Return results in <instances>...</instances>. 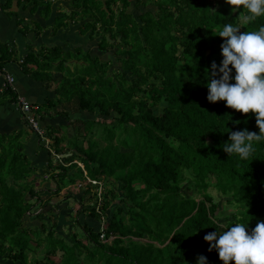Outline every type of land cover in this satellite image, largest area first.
<instances>
[{
	"label": "trees",
	"instance_id": "16d2710c",
	"mask_svg": "<svg viewBox=\"0 0 264 264\" xmlns=\"http://www.w3.org/2000/svg\"><path fill=\"white\" fill-rule=\"evenodd\" d=\"M55 1L66 6L53 15ZM21 2L41 17L32 28L17 20L24 37L32 32L38 39L48 28L54 37L76 26L80 37H99L102 55L81 45L71 49L68 42L22 49L0 38L4 79L10 75L5 67L16 63L25 78L44 83L56 96L43 108L25 99L43 138L17 108L24 127L0 135V261L197 264L204 255L207 264H223L204 236L219 229L218 220L226 226L248 222L249 231L264 221V141L253 142L246 160L226 153L227 132L259 133L255 114L209 102L206 84L212 62L223 59L224 38L217 35L223 25L254 31L264 16L245 22L247 9L226 0ZM10 8V0L0 3L1 14L13 23L18 13ZM109 50L115 57L103 62ZM11 87L3 94L17 107ZM46 117L62 124H49ZM70 129L73 143L65 136ZM31 135L37 154L28 146ZM38 152L47 155L45 165L39 161L41 170L32 165ZM210 187L229 206L222 218ZM97 188L103 191L97 194ZM87 197L94 203L88 206ZM69 220L68 227L77 229L60 233Z\"/></svg>",
	"mask_w": 264,
	"mask_h": 264
},
{
	"label": "clouds",
	"instance_id": "9594fccd",
	"mask_svg": "<svg viewBox=\"0 0 264 264\" xmlns=\"http://www.w3.org/2000/svg\"><path fill=\"white\" fill-rule=\"evenodd\" d=\"M230 5H243L248 14L245 22L264 16V0H226ZM232 23H225L217 35L221 44L222 61H215L208 73L207 99L225 101L226 106L241 113H254L259 133L243 130L229 131L223 150L246 160L254 151V141H264V24L258 30L243 31ZM231 66V67H230ZM234 72V74H233ZM234 81V82H233ZM239 123V122H237ZM219 229L204 236L209 251L215 249L223 264H264V221L248 230V222L238 221L226 226L218 220ZM200 255L197 264H207Z\"/></svg>",
	"mask_w": 264,
	"mask_h": 264
},
{
	"label": "rangeland",
	"instance_id": "374dc122",
	"mask_svg": "<svg viewBox=\"0 0 264 264\" xmlns=\"http://www.w3.org/2000/svg\"><path fill=\"white\" fill-rule=\"evenodd\" d=\"M56 6H57V8H56ZM64 6H66V4H64L63 1H59V2L55 1L53 3V7H54V10H56V11H53L52 14L55 15L56 12L62 11L64 9ZM23 17H24L23 13L20 12L18 14V18L17 19H15V18L13 19V24H12V27H11L10 32H9L10 42H16L17 44L24 43V44H28V45L33 46V47H35L38 43H41V41L49 44V46H51V45L52 46H54V45H63L65 42H68V44H70V46H71V49H73V48L81 45L83 47V49H84L85 52L88 51L92 55H95V56L102 55L101 52L97 49V43L99 41V37L98 38L97 37H93L92 39L91 38H88L86 36L85 37H80L78 35V31H77V27L76 26H70L67 30H60V31H58V33L54 37H51V36L47 35L48 31H50V28H48V27H46L48 29H45V33L42 36L40 35L41 37H39L38 39L36 38V36H37L36 33H32V32H30L29 35H27L26 37H24L23 34H22V31L20 29L21 26H19L16 23L17 20H21V19H23ZM24 20H26V21H24V23L22 25L28 24L32 28L33 27V25H32L33 24V20H36L38 22H41V17L38 16V13H37L36 15H32V17L30 19L27 20L25 18ZM48 21L51 22V18ZM43 25H44V23H43ZM113 51L114 50H109L108 53H104L105 56L102 57L101 60L103 62H106L108 60H113L114 57H115V55L113 54ZM18 66H19L18 64L14 63L13 65L8 66L7 71H8V69L11 71L12 68H18L19 69ZM71 70H73V65L72 64L70 65V71ZM14 73H15V76L16 77H19L20 76L19 70H15ZM53 74L56 75V76L63 75V73L62 74L61 73H53ZM33 82L34 83H37L35 81H33ZM39 84H43V83H39ZM35 85H38V84H35ZM43 90H45V89L43 88ZM42 93H43V91H42ZM46 96L51 97L52 99H54L56 97L55 94H54V91H50V92L44 91V93L41 95V97L42 98H45ZM55 110L60 111V106H57L56 109H53L54 112H55ZM87 117H90V116L86 115L83 118L85 119ZM66 132H67V134H65L66 137L68 135H70V136L74 135V134H72L73 131L71 129L70 130H67ZM70 136H68L67 139L68 140L70 139L71 140V143H73L75 141V138H71ZM21 137H24V136H21ZM12 139L13 138L11 137V139L9 141H11ZM9 141H8V139H6L5 142H9ZM84 146H86V145L84 144ZM41 154L44 156V159H43V163L42 164L45 165L46 164V161H47V155L45 154V152H41ZM38 164H39V159H37L35 162H32V165L33 166H38ZM40 168H41V165L39 164L38 169H40ZM32 180H33V178L30 179L29 182L32 181ZM35 185L37 186L36 187L37 190L41 189L40 186H39V181H36L35 182ZM103 187L105 188V186H103ZM93 191L94 192L96 191V193L99 194V193H101L103 191V189L97 188L96 190L94 189ZM208 193H210L213 196V198L217 201V203L219 205V214H220L221 218L223 216L227 215L228 212H230V209H229V206L227 204H225L226 201L223 198V196L214 187H210L208 189ZM85 202H87V204L89 206V205H91V204L94 203V200L92 199V197H89V198L87 197ZM71 204L74 207V210H77L78 209V207H79L78 205L73 204V203H71ZM84 205H85V203H84ZM54 212H56V210ZM75 215H76V211H74V213L70 216V219L72 217L74 218ZM49 218L52 219L51 216H49ZM53 222L54 223H57L58 221L54 219ZM66 224H67L66 226H60L59 225L60 227L58 228V231L60 233L63 232V230L65 232H67L70 229L72 230V228L74 230L77 229V228H74V227H71V228L68 227L70 224H73L70 220H69V223L66 222ZM103 226H105V225H103ZM79 233H81V232L79 231ZM64 234H66V233H63V235ZM66 239L69 240V238H66ZM110 240H108V241L110 242ZM69 242L67 241V243H69ZM31 257H33L32 256V253L29 252V259H31ZM0 263L1 264L2 263L3 264H5V263L6 264H11L9 261H3V262L0 261Z\"/></svg>",
	"mask_w": 264,
	"mask_h": 264
},
{
	"label": "crops",
	"instance_id": "0c3cea01",
	"mask_svg": "<svg viewBox=\"0 0 264 264\" xmlns=\"http://www.w3.org/2000/svg\"><path fill=\"white\" fill-rule=\"evenodd\" d=\"M6 0H0V3H4ZM19 0H10L11 2V8L9 9L10 12H17L18 14L21 12L23 13L24 17L23 19H30L32 17V14L28 9H23L24 7V3L21 2L20 4H17ZM57 8V6H56ZM53 13V12H52ZM39 14V13H38ZM36 15V14H34ZM38 21L33 20V23H37ZM12 21L10 22L9 20L7 21V18H4V16L1 14V10H0V38L2 37L3 40H9L10 42V37H9V32L10 29L12 27ZM1 38V39H2ZM43 42V41H41ZM20 45V48L24 49V43L22 44H17ZM8 67H5V71L6 73L12 75L13 77H15L16 82L14 81L13 86L11 87V89L15 90L16 94L18 96H21L23 98H25L28 102H30L31 104H36L40 107H44V105L47 104V102L49 100H51V97L46 96L45 98H42L41 95L44 93V91H48L47 90L45 84H39V82L34 83L33 80L27 79L25 78L21 71H19L20 76L16 77L14 71L18 70L17 68H12L11 71L8 69ZM5 83V79L3 77L2 74H0V135H10V134H16L17 132L20 131V129L23 126L22 124V119L21 116L19 115V112L16 110V106L14 107L12 105V103L10 102V98H8L7 96H5L3 94L4 89L6 86H4ZM38 84V85H35ZM8 87V86H7ZM43 88L45 90H43ZM43 91V93H42ZM23 118V117H22ZM47 123L49 124H62L61 123V119L54 117L52 119L51 118H47ZM22 125V126H21ZM26 130V129H25ZM30 143H28L29 149H31V153L32 151L36 153V146L35 144H32V136L30 137ZM25 142V141H24ZM48 142V141H47ZM26 144V143H25ZM48 144V143H47ZM33 147V148H31ZM31 153H29V155H31ZM38 159L39 161L43 162L44 156L41 154V152H38Z\"/></svg>",
	"mask_w": 264,
	"mask_h": 264
},
{
	"label": "built area",
	"instance_id": "2783aa9c",
	"mask_svg": "<svg viewBox=\"0 0 264 264\" xmlns=\"http://www.w3.org/2000/svg\"><path fill=\"white\" fill-rule=\"evenodd\" d=\"M14 84V78L11 75H6L5 76V83L4 86H13ZM17 109H19L20 112L26 114L25 116V120L28 122L29 125L32 126V129L43 138L44 133L39 129L38 127V123L36 122V120L34 119V114L31 113V105H29V103L25 100V98L19 96L18 97V105H17ZM36 109V108H34ZM47 140L45 141V144L47 145Z\"/></svg>",
	"mask_w": 264,
	"mask_h": 264
},
{
	"label": "water",
	"instance_id": "95a60500",
	"mask_svg": "<svg viewBox=\"0 0 264 264\" xmlns=\"http://www.w3.org/2000/svg\"><path fill=\"white\" fill-rule=\"evenodd\" d=\"M65 157V156H64Z\"/></svg>",
	"mask_w": 264,
	"mask_h": 264
}]
</instances>
